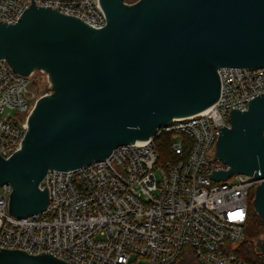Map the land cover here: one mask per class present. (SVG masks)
<instances>
[{
	"label": "water",
	"instance_id": "obj_1",
	"mask_svg": "<svg viewBox=\"0 0 264 264\" xmlns=\"http://www.w3.org/2000/svg\"><path fill=\"white\" fill-rule=\"evenodd\" d=\"M31 5L15 23L0 22V60L14 72L47 74L21 148L0 155V187L11 185L9 215L44 212L49 170L68 171L146 141L172 122L219 99V69L264 67V0H99L102 28L51 7ZM217 157L231 175L260 183L252 205L264 224V93L247 111L232 109ZM264 254V246L261 247ZM0 264H68L49 253L0 249Z\"/></svg>",
	"mask_w": 264,
	"mask_h": 264
},
{
	"label": "built area",
	"instance_id": "obj_2",
	"mask_svg": "<svg viewBox=\"0 0 264 264\" xmlns=\"http://www.w3.org/2000/svg\"><path fill=\"white\" fill-rule=\"evenodd\" d=\"M34 2L96 28L107 24L99 0ZM31 5L32 0H0V22L15 24ZM35 73L23 76L0 60L4 159L21 148L27 133L38 99L31 93ZM218 74L219 99L205 112L174 118L154 137L119 146L105 160L49 170L40 184L49 191L44 212L9 215L12 186L0 187V249L49 253L68 264H173L190 247L198 264H250L237 249L260 181L244 174L216 181L210 175L230 169L216 155L220 129L230 127L232 109L247 111L264 93V67H225ZM161 135L173 137L174 158L165 162L155 144Z\"/></svg>",
	"mask_w": 264,
	"mask_h": 264
},
{
	"label": "trees",
	"instance_id": "obj_3",
	"mask_svg": "<svg viewBox=\"0 0 264 264\" xmlns=\"http://www.w3.org/2000/svg\"><path fill=\"white\" fill-rule=\"evenodd\" d=\"M128 3H134L137 0H126ZM173 137L171 135H161L156 138L160 160L165 162L173 159L174 155L171 151V143ZM264 233V224L258 214L255 212L252 201L249 204L248 221L246 224V239L237 249L238 257L250 264H264V254L261 249L254 246L255 240L259 235ZM173 264H198L196 254L190 247H186L177 261Z\"/></svg>",
	"mask_w": 264,
	"mask_h": 264
},
{
	"label": "rangeland",
	"instance_id": "obj_4",
	"mask_svg": "<svg viewBox=\"0 0 264 264\" xmlns=\"http://www.w3.org/2000/svg\"><path fill=\"white\" fill-rule=\"evenodd\" d=\"M50 92H51V86L48 76L43 74L42 72H36L32 78V87H31L32 95L39 98L42 95H45ZM254 246L256 247V249H261V247L264 246V233L258 236V238L255 240Z\"/></svg>",
	"mask_w": 264,
	"mask_h": 264
},
{
	"label": "bare ground",
	"instance_id": "obj_5",
	"mask_svg": "<svg viewBox=\"0 0 264 264\" xmlns=\"http://www.w3.org/2000/svg\"><path fill=\"white\" fill-rule=\"evenodd\" d=\"M205 112V111H204Z\"/></svg>",
	"mask_w": 264,
	"mask_h": 264
}]
</instances>
